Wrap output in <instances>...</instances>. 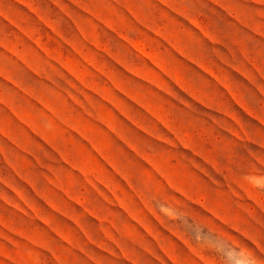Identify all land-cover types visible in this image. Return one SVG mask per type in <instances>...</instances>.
<instances>
[{"label": "rangeland", "instance_id": "rangeland-1", "mask_svg": "<svg viewBox=\"0 0 264 264\" xmlns=\"http://www.w3.org/2000/svg\"><path fill=\"white\" fill-rule=\"evenodd\" d=\"M0 264H264V0H0Z\"/></svg>", "mask_w": 264, "mask_h": 264}]
</instances>
